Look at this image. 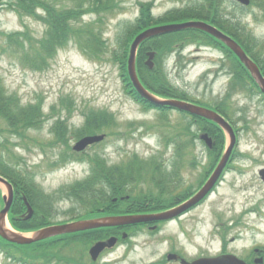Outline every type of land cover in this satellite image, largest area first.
<instances>
[{
	"label": "rangeland",
	"instance_id": "374dc122",
	"mask_svg": "<svg viewBox=\"0 0 264 264\" xmlns=\"http://www.w3.org/2000/svg\"><path fill=\"white\" fill-rule=\"evenodd\" d=\"M12 1L0 0V52L4 56L0 59L2 97L14 98L21 104L35 102L36 97H42L44 112L48 113L50 106L66 94L80 105L78 110L84 109L90 113L97 111L90 108L111 111L116 120L99 130V133L106 134L104 141L86 151H99L98 156L105 165L115 167L119 176H123V171L125 183H128L127 193L136 194L138 198L163 194V200L172 202V197L164 193V166L170 169V164L177 162L175 137L183 144L188 141L185 136L178 137L177 134L180 124L184 126L189 118L174 110L164 112L163 117L155 110L146 113L137 104L122 79V60L118 55L123 52V47L119 41L123 39L122 33L129 25L135 27L140 24L141 3L150 5L149 14L156 19L182 8L190 0H106L110 6L109 12L97 14L89 13L91 11L84 4L83 12L78 13V20L73 27L98 22L94 28L106 40L105 52L91 56L77 41H72L74 44L59 50L49 60L50 69L45 72L26 70L13 52L18 49V44L10 42L9 36H14V39L18 31L28 30L32 40L37 42L45 33V26L37 18V14L43 11L39 4L55 5L62 12L75 8L85 0H51L53 3L40 0L35 6L36 17L20 12L11 5ZM239 17L256 38L264 39V23L254 20L249 13ZM98 44L102 46V42ZM158 63L160 70L155 80L165 74L173 88L186 92L195 101L211 106L222 101L233 80L229 73L233 58L217 46L190 45L175 54H162ZM229 104L233 109V117L239 118L242 114L247 117V122L235 120L236 126H248L250 129L240 132L237 157L231 165L232 169L215 191L195 210L179 219L158 225L156 230L129 231L123 242L119 241L114 248L101 254L97 261L99 264H174L166 259L169 252L185 251L191 258L202 253L218 254L225 245L221 238L226 227H229L225 235L229 251L240 254L254 244L264 246V182L259 175L260 168L264 167V99L259 92L245 89L234 94ZM71 124L72 132L83 127L84 116L75 111ZM161 125L158 130L157 127ZM8 128L7 121L0 116V156L5 155V159L14 162L22 171L34 175L45 193L53 194L61 187L89 176L88 165L77 161L58 169L51 168L49 160L57 158L62 147L55 149L36 145L29 151L24 145L18 144L17 138L10 136ZM193 129L199 137L202 132H198L197 125H193ZM29 133L37 137L36 132ZM40 136L45 137L39 140L46 144L48 126L40 132ZM223 138L225 141L228 139L224 134ZM184 148L188 149L181 174L184 186L183 183L179 184L181 188L178 193L196 187L213 162L208 155L210 151H207V145L198 138L194 146L185 145ZM192 152L200 163L197 167L190 166L194 158ZM155 162L164 164L161 182L153 176ZM102 185L105 190L107 185ZM134 185H138L136 190ZM0 188L3 194H7V188L2 183ZM65 191L67 193L64 195H55L51 205V198L48 197L46 203L50 205L49 213L38 207V216L45 213L42 216L46 220L58 224L69 222L74 216L86 217L90 211L93 216L97 215L92 212L91 199L84 191L76 188L71 191V187ZM33 200V203L38 202V199ZM4 205L0 194V210ZM18 216L11 213L8 216V225L13 229L11 221ZM31 220V224L35 222L33 218ZM36 229L32 225L25 231L30 233ZM233 238L237 240L231 242ZM93 242L84 236L83 249ZM8 257L0 251V264H18Z\"/></svg>",
	"mask_w": 264,
	"mask_h": 264
},
{
	"label": "trees",
	"instance_id": "16d2710c",
	"mask_svg": "<svg viewBox=\"0 0 264 264\" xmlns=\"http://www.w3.org/2000/svg\"><path fill=\"white\" fill-rule=\"evenodd\" d=\"M50 1L51 0H48V2ZM88 1L92 6L90 9L92 12H109L110 6L106 3V0ZM36 3H40V0H13L11 5L20 12H25L28 15H33L36 17ZM39 5L45 13L44 17L37 15L38 20L45 25V33L43 37L37 42L33 41L28 33V30L18 31L14 39V36H9L10 42H15L18 44V49L14 50L13 52H15L17 59L21 63L27 66L29 65L30 68L34 70L42 69L47 65L48 58L54 56L60 47H65L72 41H77L84 50L89 51L90 54H92L91 56H99L101 52H105L106 47L104 46L106 40H103L102 35L97 33L95 28L92 29L91 27H88V25L84 27L81 26L79 28L73 27L74 21L78 20V13L80 14L82 11L80 4H78V6L73 9H67L62 12L58 10L55 5L48 3H41ZM149 9L150 5H142L141 16L139 19L140 24L135 27H131L132 24L129 25L127 30L122 33L123 39L119 41L123 47V52L118 55L122 60L120 72H122L124 82L129 88H133L126 66L129 42L138 32L142 31L143 29L163 23L165 21L201 19L215 24L224 32L234 36L244 46L248 54L259 63L262 70L264 71V39H258L249 31H247L246 24L243 23V20H241L239 17L243 14L249 13L253 16L254 20L264 22V0H252L251 5L248 7L241 6L234 0H190L182 8L180 7L179 9L173 10L167 13V15L158 17L156 19L150 16ZM100 21H102V18H100ZM130 27L131 29H129ZM98 42H102L101 47L99 46ZM152 42H154L153 47L158 50L160 54H168L178 51L179 49L185 48L189 44H214L218 47L221 46V48L233 58L231 71L235 72V74L233 77L234 80L231 84V90L234 91L235 89L238 90L240 88L243 90L248 89L249 91L254 89L253 91H255L258 88L252 80L250 73L247 72L248 70L230 51V49L207 33L192 29L184 30L181 32L163 35L160 38H154ZM146 49L147 45L142 47L138 59V69L144 84L150 89L164 94L165 96L188 99L186 93L174 89L171 84H169V80L165 74L163 78L158 76V79L155 80L156 76L154 72L148 69L144 63ZM1 53L3 52L1 51L0 54ZM151 72L152 74L150 76ZM155 73L159 74V69H156ZM249 82L253 84L251 88L246 85V83ZM230 99L231 93H229L228 96L225 97V99H223L221 102H219V104L215 105L228 117V119L234 123L235 118L232 115L233 109L229 107ZM38 113L39 112L34 105L21 107L19 102H17L14 98L2 97L0 94V116H2V118L7 121L9 129L11 128L13 133H18L17 127H19L21 123L24 125L36 124L37 121L31 117ZM98 116L102 117L98 118ZM91 117L95 119H90L88 121L87 127L85 128L89 132L96 130L91 129V127L95 124L97 129L100 127V124L98 121H96V119L103 120V122L111 121L110 118L113 119L112 115L108 112L98 113L97 115L92 113ZM239 120H244L247 122L245 116L241 118L239 117ZM180 127L178 128V131L180 130ZM207 129H209L213 134L216 135V137H218L214 150L218 156L224 146L223 134L219 130V127L214 123H210L207 126ZM185 131V133H187L190 138L186 144H183L175 137L177 148L181 147L182 145L183 147L185 145H194L193 142L195 135L192 133L191 126L189 128H185ZM180 135V133L177 134L178 137ZM58 140L61 139L58 138ZM63 141L66 142L65 139ZM166 143H169L168 140ZM4 156L5 155L0 156V173L7 176L17 188L22 190L29 197L32 203L34 201L33 199H38V202H34V204L37 207H40L46 213H49V206L51 205V201H53V197L57 194L64 195V193H67L65 189L69 187H71V191L75 190V188L84 191L85 195L91 199L89 201L92 212L97 213L101 212L102 210H104L105 213L143 211L149 209L165 208L172 202L173 203L171 205L176 203L174 202L175 197H172V202L167 203L165 200H163V194H160V196L158 195L156 197H152L151 195H144L140 198L132 196L127 201H114L113 199L115 197L127 194L125 183L126 178L123 177L125 175L121 170V174L123 176H119V174L114 172L111 167L105 166L102 169L103 160L99 158L98 154H95L93 157H89V159L93 162L91 176L83 181H79L67 187L60 188L54 193V195L45 196V193L41 187L36 184L35 181H33L32 177L25 176L28 180H30V182L25 181L22 173H20V170L17 169V165L8 159H5ZM67 157H69L68 154H66V156L64 155V159ZM175 164H177V162ZM154 165L153 171L155 169H160V162H155ZM174 173L175 175L172 180L176 181L177 172L174 171ZM102 184L107 185L105 190ZM48 197L51 198L50 205L46 203V199ZM87 214L91 215L92 213L90 211ZM79 217H83V215ZM73 218H76V216ZM48 223H50V221L42 218L35 220V222L32 224L30 221L21 223L14 222L16 227L23 229H28L32 225L35 227ZM109 234L110 230L99 229L63 235L32 245L14 246L13 248H11L13 245L6 244L0 239V249L7 250V252L9 249L13 252V257H16L27 264H40V262L41 264H94L86 263L85 248L83 249V238L86 236L89 238V240L103 239Z\"/></svg>",
	"mask_w": 264,
	"mask_h": 264
},
{
	"label": "water",
	"instance_id": "95a60500",
	"mask_svg": "<svg viewBox=\"0 0 264 264\" xmlns=\"http://www.w3.org/2000/svg\"><path fill=\"white\" fill-rule=\"evenodd\" d=\"M239 1L242 2L243 4L250 3V0H239ZM186 28H198L204 30L216 36L217 38L222 40L225 44H227L238 55L240 60L248 67V69L250 70L253 77L260 85L263 92H264V76L262 75L257 64L246 54V51H244V49L233 38L226 35L225 32L223 33L222 31L218 30L216 27L202 21H191V22L169 24V25L149 28L140 35H138L134 40L131 46L130 55L128 59V72L132 83L134 84L135 88L141 94L142 97L158 105L177 107L179 109L205 117L207 119H211L217 122L221 127H223L230 135V145L228 146L215 172L208 180V182L205 184V186L199 191V193H197L191 200L181 205L180 207L161 214L151 215V216H145V215L144 216H107L97 219L79 220L69 224L50 226L41 229L39 231H36L31 237H26L21 233L9 230L6 227V215L13 201V188L5 178L0 176V182L4 183L7 186L9 192V195L4 197L6 206L0 212V234L4 238L13 242L25 244V243H32L51 236H55L63 233L76 232L89 228H98L103 226H120V225L132 224V223L143 222L148 220L170 219L177 216L178 214H181L183 211L190 208L191 206L197 204L202 198H204V196H206V194L212 189V187L219 179L223 169L225 168V166L227 165L230 159L233 148L236 144V134L234 132V129L230 124H228V122L220 114H218L216 111L212 109L201 107L180 100L159 99L144 87V85L142 84V82L138 77L136 70L137 49L145 39L153 37L155 35L167 33L170 31L186 29ZM153 57H154V53H150V58L147 62L150 66H153V63L151 62V59ZM103 137L104 135H94V136L84 137L76 144L75 149H84L88 145L102 140ZM202 138L207 141L209 146H212V141L207 134L202 135ZM260 173L262 174L264 179V169H262ZM116 241L117 238L112 237L107 241L97 242L91 248L90 251L93 258L96 259L101 251H103L106 247L113 246L116 243ZM172 257H174V255H169V258ZM183 263H187V262L183 261ZM190 264H247V263L241 258H239L237 255L227 253V254L219 255L217 257L198 258Z\"/></svg>",
	"mask_w": 264,
	"mask_h": 264
},
{
	"label": "flooded vegetation",
	"instance_id": "af4514ba",
	"mask_svg": "<svg viewBox=\"0 0 264 264\" xmlns=\"http://www.w3.org/2000/svg\"><path fill=\"white\" fill-rule=\"evenodd\" d=\"M62 112L66 113V109H62ZM68 117H70V115L58 114L55 112H53L52 114L48 116H41L43 121H45L46 119H49V122L51 124V130L54 133H55L56 127L59 129L69 128L71 130L72 128L71 118H68ZM234 239L235 238H233L232 241H234ZM226 250H227V247H223L221 251H226ZM240 255L249 264H264V247L254 248V249L250 248V250L248 251L245 250L242 254L240 253ZM260 258L262 259V261H259Z\"/></svg>",
	"mask_w": 264,
	"mask_h": 264
}]
</instances>
